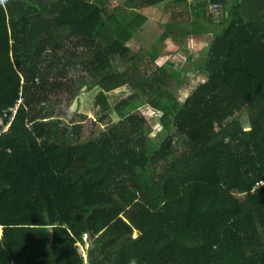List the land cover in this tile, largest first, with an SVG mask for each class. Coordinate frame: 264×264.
<instances>
[{
  "label": "trees",
  "instance_id": "trees-1",
  "mask_svg": "<svg viewBox=\"0 0 264 264\" xmlns=\"http://www.w3.org/2000/svg\"><path fill=\"white\" fill-rule=\"evenodd\" d=\"M163 4L180 9L161 41L209 38L204 82L182 104L170 92L181 73L147 80L128 46L142 11ZM125 6L139 14L105 0H0V112L21 101L0 137V264H264V0ZM75 72L105 125L94 138L42 107ZM139 99L161 115V141L127 113Z\"/></svg>",
  "mask_w": 264,
  "mask_h": 264
},
{
  "label": "rangeland",
  "instance_id": "rangeland-1",
  "mask_svg": "<svg viewBox=\"0 0 264 264\" xmlns=\"http://www.w3.org/2000/svg\"><path fill=\"white\" fill-rule=\"evenodd\" d=\"M105 2L106 7L111 12L121 14L126 19H133L139 14V11L125 8L126 0H105ZM168 2L170 5H181L191 2V0H168ZM179 9L167 7V4H163L157 8L143 10L142 13L146 17V21L138 34L128 42V46L141 54V74L145 75L147 80L152 82L155 72L161 67L181 73V77L177 82L173 83L170 92L182 104L190 96L193 89L204 82L200 67L201 61L206 55L209 38H207V35L191 36L181 44L161 41L164 25L172 19L173 12L179 11ZM154 50L160 52V56L156 61L151 60L152 57L150 55ZM117 71H119V68H117ZM121 71L120 68L119 72ZM67 80L71 82L69 87L62 88L58 91L57 96H49V100L45 101L42 107L51 115L62 116L69 124L72 122L82 124L86 137H97L104 130L105 125L96 122L95 113L92 110H88L89 105H84L85 98L90 93L85 92V89L79 91L81 89V73H71L68 75ZM87 82V87L90 89L93 83L90 79ZM161 87L164 91L165 88L162 84ZM132 93L130 88L125 87L110 94L107 99L111 105L115 106L121 101L128 99ZM149 108L146 99H139L127 110V113L131 112V109L140 111L151 123L147 131L150 132L154 139L161 141L165 137L161 132L162 129L159 123L161 115L156 110ZM85 239L88 238L86 237ZM87 248L88 245L86 247L79 246V252L86 256L85 251Z\"/></svg>",
  "mask_w": 264,
  "mask_h": 264
},
{
  "label": "built area",
  "instance_id": "built-area-1",
  "mask_svg": "<svg viewBox=\"0 0 264 264\" xmlns=\"http://www.w3.org/2000/svg\"><path fill=\"white\" fill-rule=\"evenodd\" d=\"M21 101L19 100L17 105ZM17 105L13 109H8L3 112H0V137L9 132L10 128L12 127L14 118L16 116Z\"/></svg>",
  "mask_w": 264,
  "mask_h": 264
},
{
  "label": "crops",
  "instance_id": "crops-1",
  "mask_svg": "<svg viewBox=\"0 0 264 264\" xmlns=\"http://www.w3.org/2000/svg\"><path fill=\"white\" fill-rule=\"evenodd\" d=\"M209 13H210V12H209ZM210 14H211V13H210ZM213 14H214V16L217 17V16L220 14V11L214 12Z\"/></svg>",
  "mask_w": 264,
  "mask_h": 264
},
{
  "label": "water",
  "instance_id": "water-1",
  "mask_svg": "<svg viewBox=\"0 0 264 264\" xmlns=\"http://www.w3.org/2000/svg\"><path fill=\"white\" fill-rule=\"evenodd\" d=\"M210 16L212 15V14H209Z\"/></svg>",
  "mask_w": 264,
  "mask_h": 264
}]
</instances>
